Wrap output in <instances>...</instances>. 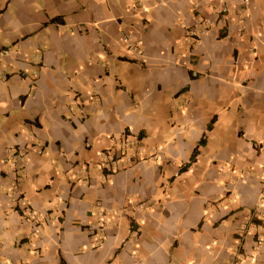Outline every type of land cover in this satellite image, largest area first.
<instances>
[{"label":"crops","instance_id":"1","mask_svg":"<svg viewBox=\"0 0 264 264\" xmlns=\"http://www.w3.org/2000/svg\"><path fill=\"white\" fill-rule=\"evenodd\" d=\"M263 188L264 0H0V264H264Z\"/></svg>","mask_w":264,"mask_h":264},{"label":"built area","instance_id":"2","mask_svg":"<svg viewBox=\"0 0 264 264\" xmlns=\"http://www.w3.org/2000/svg\"><path fill=\"white\" fill-rule=\"evenodd\" d=\"M131 39H132V35L131 34H128V33H124L123 35H122V37H121V40H122V42L124 43V44H126V45H129V47L131 48L132 46H131ZM133 47H135V46H133ZM262 198H264V188H263V190H262ZM31 215H33V214H31ZM34 218V217H33ZM36 220V219H35ZM90 233L91 234H93V232H94V230L92 229V228H90ZM235 264V263H234Z\"/></svg>","mask_w":264,"mask_h":264},{"label":"trees","instance_id":"3","mask_svg":"<svg viewBox=\"0 0 264 264\" xmlns=\"http://www.w3.org/2000/svg\"><path fill=\"white\" fill-rule=\"evenodd\" d=\"M199 145H200V146L203 145V140L200 142ZM196 155H197V149L194 151V153H193V155H192V158H191V160H190V163H192V162L194 161Z\"/></svg>","mask_w":264,"mask_h":264}]
</instances>
